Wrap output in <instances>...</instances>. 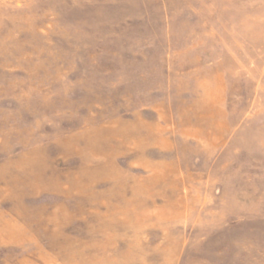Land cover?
I'll return each instance as SVG.
<instances>
[{"label":"rangeland","instance_id":"rangeland-1","mask_svg":"<svg viewBox=\"0 0 264 264\" xmlns=\"http://www.w3.org/2000/svg\"><path fill=\"white\" fill-rule=\"evenodd\" d=\"M3 221L0 264H264V0H0Z\"/></svg>","mask_w":264,"mask_h":264},{"label":"bare ground","instance_id":"bare-ground-1","mask_svg":"<svg viewBox=\"0 0 264 264\" xmlns=\"http://www.w3.org/2000/svg\"><path fill=\"white\" fill-rule=\"evenodd\" d=\"M15 231H17V228L11 221H3L0 223V237L5 236L7 233L12 234Z\"/></svg>","mask_w":264,"mask_h":264},{"label":"crops","instance_id":"crops-1","mask_svg":"<svg viewBox=\"0 0 264 264\" xmlns=\"http://www.w3.org/2000/svg\"><path fill=\"white\" fill-rule=\"evenodd\" d=\"M220 85H221V82L219 83ZM216 85H218V84H216ZM221 87V86H220ZM211 92V91H210ZM210 92H209V94H210ZM212 93V92H211ZM209 99H210V97H209ZM222 101V100H221ZM223 101H224V99H223Z\"/></svg>","mask_w":264,"mask_h":264}]
</instances>
